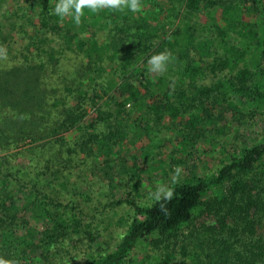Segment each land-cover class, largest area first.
Returning <instances> with one entry per match:
<instances>
[{"label":"trees","instance_id":"trees-1","mask_svg":"<svg viewBox=\"0 0 264 264\" xmlns=\"http://www.w3.org/2000/svg\"><path fill=\"white\" fill-rule=\"evenodd\" d=\"M55 3L0 0V48L8 57L0 61V150L43 138L64 144L70 134L74 147L69 152L110 159L123 141H130L133 126L147 129L137 125L149 121L150 113L159 122L168 116L180 124L177 136L185 146L214 140L210 132L222 130L217 121L228 108L264 115V26L242 20L244 12L262 15L259 4L142 0L138 13L104 9L93 23L82 18L75 25L71 18L61 21L51 14ZM197 23L204 30L198 31ZM237 35L245 39L242 46L232 40ZM165 50L178 63V76L145 77L141 69L148 58ZM68 53L82 56L85 63L75 84L64 86L67 101H54V107L62 104L54 112L46 108L47 68ZM109 62L116 75L105 85ZM225 69L229 75L200 83ZM141 153L156 152L148 148ZM25 171L26 165L8 166L0 157V260L35 264L40 257L48 264L52 243L75 241L88 224L80 204L64 203L37 179L13 174ZM170 188L174 195L163 201L166 212L154 201L139 204L126 196L109 201L110 208L132 210L124 233L111 251L73 264H156L147 256L135 257L143 240L178 254L180 264H264V134L228 152L214 170L194 171Z\"/></svg>","mask_w":264,"mask_h":264},{"label":"rangeland","instance_id":"rangeland-1","mask_svg":"<svg viewBox=\"0 0 264 264\" xmlns=\"http://www.w3.org/2000/svg\"><path fill=\"white\" fill-rule=\"evenodd\" d=\"M247 1L254 5L259 4L262 15L257 13L255 17L252 13L244 12L242 20L245 23L258 20L264 26V0H261V4L260 1L257 3L252 0ZM101 12L91 13L85 9L82 17L84 23H93V18L99 19ZM220 12L218 8L215 16L217 17ZM200 17L203 19L201 15ZM175 24L177 20H174ZM196 26L199 28L198 31L204 30L202 25L197 23ZM233 34L235 33L231 35ZM232 40L237 46H242L245 39L237 35ZM253 45H251L252 49ZM116 58L115 63H117ZM84 63L82 56L68 53L56 66H48L44 82L49 90L46 108L55 112L62 106L59 104L54 107L56 99L67 101V90L64 86L75 84L78 77L77 70L81 69ZM113 64L111 62L106 64L109 70L103 73L105 85L108 78L116 75L109 68ZM179 70V65L174 60L163 75L148 74L147 65L141 69L145 77L164 76L166 79L176 78ZM225 75H229L228 69L209 75L200 83L209 85ZM95 89L102 91L98 87ZM87 109L91 113L93 107L88 105ZM246 112L247 114H236L228 108L224 116L217 121L222 130L215 131L212 128L210 134L212 139H219L218 146L214 140L208 139L207 141L199 139L197 143L185 146L180 143V137L177 136V128L181 127L180 124L176 126V122L168 116L159 122L156 115L150 113L149 121L143 120L138 125L134 123L138 129L143 128L140 127L142 125L149 129L136 130V126H133L128 134L131 136L130 143L123 141L120 149L110 159H103L92 153L84 154L80 150L69 152V149L74 147V141L73 136L66 133L64 144H60L55 139L43 138L31 143L19 144L9 150H0V157H4L5 165L8 166L26 165L27 171L22 174L13 173L15 176L25 179L35 178L39 186L47 191H53L60 201L64 203L72 201L75 205L80 204L84 209V223L88 224L84 229L87 233L83 229L78 237H73L75 241L57 240L46 253L49 258L48 264H73L77 261L82 262L91 255L111 251L120 240L132 216V210L126 206L110 208L106 206L109 201L126 196L136 203L149 204L153 202L149 198V193L155 191L158 182L171 186L173 183L171 177L176 167L182 168L181 179L192 175L194 171L209 172L218 167L220 160L226 158L231 150L239 148L242 144H248L253 138H261L264 134V115L254 114L252 110ZM128 118L131 122L134 121L133 114H129ZM132 129H135L136 134H133ZM30 146L32 147L28 149ZM148 148L156 153H148L144 156L141 151ZM47 166L50 168L46 169ZM43 171H47V174L42 173ZM73 182L76 184L73 185ZM133 253L139 259L147 256L148 260L156 264H180L182 259L176 253H168V250L162 246L148 245L145 240L136 245ZM39 261H42V258L38 257L35 264ZM39 264L44 263L42 261Z\"/></svg>","mask_w":264,"mask_h":264},{"label":"clouds","instance_id":"clouds-1","mask_svg":"<svg viewBox=\"0 0 264 264\" xmlns=\"http://www.w3.org/2000/svg\"><path fill=\"white\" fill-rule=\"evenodd\" d=\"M142 0H56L54 8H50L51 14L60 18L61 21L71 18L75 25L82 22L84 10L88 9L91 13H99L104 9L113 11H131L138 13L142 10ZM6 49L0 48V61L7 60ZM174 59L169 50L151 55L147 60V73L153 75H163L168 71V65ZM182 168L179 166L174 169L171 180L178 183L181 179ZM173 189L167 184L157 183L155 191L149 193V198L160 204L161 211L167 209L163 201H170L173 198ZM0 264H5L0 260Z\"/></svg>","mask_w":264,"mask_h":264}]
</instances>
